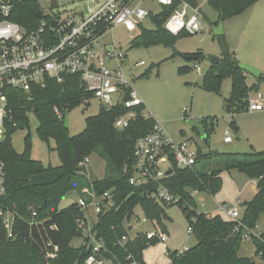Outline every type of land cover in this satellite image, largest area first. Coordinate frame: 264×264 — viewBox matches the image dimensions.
<instances>
[{
	"label": "trees",
	"instance_id": "1",
	"mask_svg": "<svg viewBox=\"0 0 264 264\" xmlns=\"http://www.w3.org/2000/svg\"><path fill=\"white\" fill-rule=\"evenodd\" d=\"M176 0L175 3H178ZM197 5L194 0H186ZM257 0H207L218 13L219 21L231 18L251 7ZM170 9L159 14H152L151 20L155 29L142 27L132 39L133 46L149 45L158 42H171L176 37L165 31L163 21ZM42 17L40 6L36 0H24L18 3L11 18L26 28H31ZM180 36V35H179ZM187 61H200L204 54L198 50L193 53H183ZM188 66L179 69L187 72ZM225 77L231 79V91L223 100V110L233 114L238 105L246 108L251 86L246 83L245 72L240 67L234 52L228 51L221 55L219 63L210 64L203 75L202 88L209 92L219 93ZM264 79L263 73L257 80ZM255 87V85H252ZM124 100L128 98V88L125 89ZM8 106L15 126H9L7 136L0 142V159L5 163V191L0 195V205L14 213L12 237H6L5 228L0 218V264H84L91 253V247L81 245L70 246L75 235L83 233L78 219L83 214L77 201L67 207L60 208L59 203L66 192L80 191L89 187L96 195L110 191L114 206L98 213L92 224L91 231L97 239H102L104 250L102 255L111 264H145L143 251L161 239H147L143 233L137 232L129 236L124 227V220L129 219L133 209L139 205L148 220L155 221L164 231L161 218L165 216L163 207L151 198L157 183L148 181L141 185L129 182V173L123 168L133 162L134 147L137 139L147 134L155 123V119L144 114L145 106L134 108L135 116L127 126L118 129L115 120L125 114L127 109L123 103L113 106H99L98 113L86 118L85 128L76 135L69 136L64 128L63 118L58 117L55 109L65 115L75 105L92 98L76 74L65 75L62 82L50 80L44 89H34L33 98L27 99V94L20 90L8 89ZM27 112H32L37 120V133L45 141L52 138L60 158L56 168L43 167L41 163L30 158L28 153L29 135L24 138L25 149L18 153L11 141L12 134L19 128L28 127ZM205 131L202 139L208 144L209 133L214 129L215 119L205 116L198 121ZM234 133L239 128L232 118L229 122ZM196 133L198 131L193 128ZM199 135V134H198ZM98 151L105 160V174L102 179L88 178L84 166H80L86 157ZM206 161L200 169L198 165ZM60 169L62 175L52 184L35 186L31 176L45 171ZM236 169L248 178L256 180L257 191L254 196L242 203L240 230L233 231L237 221L225 220L219 215L209 216L197 212L194 208L193 190L215 195L221 188V172ZM161 183L174 195L179 196L177 205L182 207L186 219L196 237V244L181 251L169 250V264H264V243L252 239L257 255L261 260L255 261L252 256L238 254L242 242L243 227H256L261 214H264V150H250L243 153L207 151L202 152L197 146L195 164L187 168L173 166ZM173 205V204H169ZM35 211L36 215L32 212ZM127 236L125 241H121ZM87 240V238H83Z\"/></svg>",
	"mask_w": 264,
	"mask_h": 264
},
{
	"label": "rangeland",
	"instance_id": "2",
	"mask_svg": "<svg viewBox=\"0 0 264 264\" xmlns=\"http://www.w3.org/2000/svg\"><path fill=\"white\" fill-rule=\"evenodd\" d=\"M36 1L46 15H57L62 18L75 11H80L82 5H87L93 11L104 0H57L59 12L50 0ZM194 1L200 6L202 13V29L195 34L180 35L171 42L133 46L131 41L139 31H128L122 25H118L111 31H106L100 37L99 43L113 44L118 52L124 54L120 66L127 77L128 85L141 97L145 106L144 112L160 122L165 132L175 142L190 139L202 152L262 151L264 150V108L261 111H252L237 105L232 115L226 113L223 110V100L229 97L231 91L230 77L222 80L219 93L209 92L202 88L203 75L211 64L205 56H219L221 53L212 30L218 19V13L208 4L207 0ZM150 8L156 9L155 6ZM222 23L225 41L239 63L257 67L264 76V0H257L248 9L223 20ZM144 28L152 30L156 28V25L146 20ZM198 50L204 54V58L200 61H187L182 57L183 53H193ZM250 60L256 63H249ZM139 61H143L144 65H135ZM108 64L114 66V61H108ZM185 66L190 69L187 72H180L179 69ZM246 83L252 87L249 96L260 93L264 103V79L257 80L247 73ZM101 104L96 98H91L75 105L68 112V135L73 136L81 132L86 126V118L96 115ZM55 113L59 117L62 112L55 109ZM205 116H212L216 121L214 129L207 138L208 144L188 123L189 120H198ZM232 118L239 128L237 133H234L229 126ZM37 126L36 116L33 113L29 114L28 127L19 128L12 134V145L18 153L23 152L24 138L28 134L30 158L41 163L45 168H56L60 165V158L55 149V141L52 138L48 141L41 139L37 133ZM226 131L232 134V141L229 143L223 141ZM104 162L100 153L94 151L83 168L84 174L88 178L102 177L105 174ZM205 163L207 162L204 160L198 168L203 167ZM232 173H240L243 178H248L236 169L229 172L223 171L221 173L222 184H224L225 191L230 194L233 193V186L228 181V176ZM249 192L250 186H247L246 194ZM82 196L79 187L70 190L61 199L59 207H67ZM193 199L197 212H213L217 208V202L213 196L206 192L196 191ZM160 205L165 212V216L161 218L165 230H162V239L158 243L148 246L143 251L142 257L145 264H169L168 249L181 251L197 242L195 235L187 230L190 223L182 207L177 204ZM142 218H145L144 212L137 205L130 218L124 220V227L129 236H135L137 232L156 230L157 227L160 229L155 221L154 223L150 220L142 222ZM257 225L264 228V214L258 219ZM84 237L87 240H83ZM83 238L75 235L70 241V246L76 248L84 243L88 245L90 238L84 234ZM252 245V239H246L241 244L240 250L249 256L253 255L255 260H259L258 256L253 253ZM103 264L111 263L105 260Z\"/></svg>",
	"mask_w": 264,
	"mask_h": 264
},
{
	"label": "built area",
	"instance_id": "3",
	"mask_svg": "<svg viewBox=\"0 0 264 264\" xmlns=\"http://www.w3.org/2000/svg\"><path fill=\"white\" fill-rule=\"evenodd\" d=\"M22 1L0 0V142L7 136L9 126L16 125L12 122L8 106V89L20 90L31 100L34 89H44L50 80L62 82L64 76L70 74L78 75L85 90L103 105L123 103L127 112L115 120L114 126L124 128L135 116L134 108L143 105V101L128 85L127 77L121 69L124 54L118 52L113 44H100V37L118 25L128 31H140L146 20L152 21V14L162 13L166 9H170V13L162 25L171 35H190L202 29L200 6L186 0H179L178 3H175L176 0H104L93 11L87 5H82L80 11L62 18L46 15L41 10L42 17L31 28L11 18L16 5ZM152 6L156 9H151ZM108 61H114V66H109ZM135 65L141 66L144 62L139 61ZM126 88L128 98L124 100ZM263 108V96L260 93L248 96L246 109L261 111ZM31 113L27 112V115ZM59 117L64 118V114H59ZM223 141L231 142L232 134L226 131ZM195 145L190 139L175 142L160 122L155 120L151 130L137 139L133 162L125 165L123 171L129 173L132 185L156 182L157 186L151 193L156 203L176 204L180 200L179 196L170 192L161 180L173 166L187 168L195 164ZM87 162L88 157L79 165L85 166ZM5 174V163L0 159V195L5 191ZM196 191L191 192L192 196ZM81 192L83 196L78 198L77 203L83 216L77 221L82 233L90 238L91 247V253L84 264H103L106 260L102 255L104 243L94 236L91 228L98 213L113 207L114 202L110 191L96 195L89 187H83ZM226 213L230 220L237 221L233 231H239L241 222L238 209L230 208ZM32 214L36 215V212ZM0 218L6 237H12L14 213L0 205ZM147 220L145 217L141 221ZM187 230L191 232L192 228L189 226ZM141 233L147 239H162L163 235L162 229L158 227ZM240 233L242 241L255 238L264 243V233L257 227H243ZM126 239L127 236H123L121 241ZM261 254H257L259 259ZM132 264L138 263L133 261Z\"/></svg>",
	"mask_w": 264,
	"mask_h": 264
},
{
	"label": "crops",
	"instance_id": "4",
	"mask_svg": "<svg viewBox=\"0 0 264 264\" xmlns=\"http://www.w3.org/2000/svg\"><path fill=\"white\" fill-rule=\"evenodd\" d=\"M219 56L221 57V53H219ZM249 63L255 64L256 62H254V60H250ZM245 75L247 76L246 72H245ZM197 121H199V119ZM225 143H229V142H225ZM104 166H105V162H104ZM233 170H230V171H233ZM221 175L222 174H220V176ZM103 176L102 177H96V178L97 179H102ZM221 179H222V176H221ZM228 181L230 182L231 186H233V193L232 194L227 193L225 191V189H224V184L221 183L220 190L215 195H211V196H213V198L217 202L216 203V205H217L216 207L217 208L213 212H205L207 215H209V216L219 215L225 220H230V218L227 215L226 211L228 209H230V208H235L236 207V209H238L239 214L241 216L242 211H243L242 203H244L246 201H249L254 196V194L257 191L256 180L255 179H250V178H245V177L243 178L242 175H240V173H238V174H233V173L230 174V176H228ZM222 182H223V180H222ZM247 186H250V192L248 194H246ZM262 215L263 214H261V216ZM260 217H259V219H260ZM256 227H257V229L259 231L264 233V228H261L258 225H256ZM241 244H243V241L241 242ZM241 244H240V246H241ZM252 244H253L252 245L253 249L255 251V246H254L253 241H252ZM254 251H253V253H254ZM238 254L239 255H243V256H249V254L241 252L240 247L238 249ZM250 256L253 257V255H250ZM260 260L261 259L255 260V261H260Z\"/></svg>",
	"mask_w": 264,
	"mask_h": 264
},
{
	"label": "water",
	"instance_id": "5",
	"mask_svg": "<svg viewBox=\"0 0 264 264\" xmlns=\"http://www.w3.org/2000/svg\"><path fill=\"white\" fill-rule=\"evenodd\" d=\"M54 7L57 6L56 0H51ZM213 34L216 37L217 43L219 45V49L221 54H225L229 51V47L225 41L224 38V32H223V23L222 21H219L216 25L212 27ZM205 58L211 63L216 64L219 63L221 60L220 56H214V55H206ZM240 67L242 70L248 74H251L255 78H258L261 76L262 72L257 67L253 65L248 64H240ZM64 128L68 129L69 127V120H68V113H65L64 115ZM188 123L192 128H195L198 131L199 137L201 139L205 138V131L202 125L197 120H189ZM171 170H167L166 174H169ZM62 175V171L60 169H54L51 171H45L43 173L32 175L30 180L31 183L35 186H41V185H47L52 184L55 182L60 176Z\"/></svg>",
	"mask_w": 264,
	"mask_h": 264
}]
</instances>
